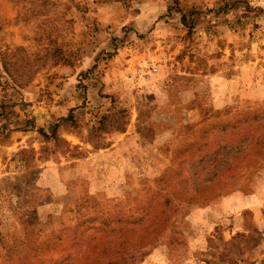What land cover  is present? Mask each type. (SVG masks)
I'll return each instance as SVG.
<instances>
[{"label": "rangeland", "instance_id": "rangeland-1", "mask_svg": "<svg viewBox=\"0 0 264 264\" xmlns=\"http://www.w3.org/2000/svg\"><path fill=\"white\" fill-rule=\"evenodd\" d=\"M107 260L264 264V0H0V264Z\"/></svg>", "mask_w": 264, "mask_h": 264}, {"label": "trees", "instance_id": "trees-1", "mask_svg": "<svg viewBox=\"0 0 264 264\" xmlns=\"http://www.w3.org/2000/svg\"><path fill=\"white\" fill-rule=\"evenodd\" d=\"M182 20H183V22L184 23H187L186 22V15H183L182 16ZM5 69H6V71L10 74L11 72H10V69L8 68V67H5ZM109 118V116L108 115H105V116H103V118H102V120H106V119H108ZM57 124H54V125H52V128H51V135L52 136H54V137H57ZM99 129H102V126H99ZM42 133V132H41ZM45 136H47L48 137V135L47 134H45V133H43ZM142 255H144V253L142 254ZM95 261H97V259L95 260ZM94 261V262H95ZM108 261V264H112V263H114V264H116L117 262H115L114 260H107Z\"/></svg>", "mask_w": 264, "mask_h": 264}]
</instances>
